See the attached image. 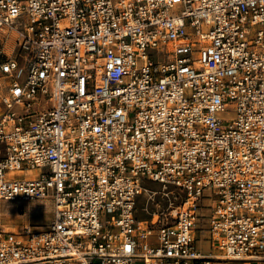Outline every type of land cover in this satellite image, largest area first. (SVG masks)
<instances>
[{"label": "built area", "instance_id": "obj_1", "mask_svg": "<svg viewBox=\"0 0 264 264\" xmlns=\"http://www.w3.org/2000/svg\"><path fill=\"white\" fill-rule=\"evenodd\" d=\"M43 200L0 264H264V0H0V203Z\"/></svg>", "mask_w": 264, "mask_h": 264}, {"label": "rangeland", "instance_id": "obj_2", "mask_svg": "<svg viewBox=\"0 0 264 264\" xmlns=\"http://www.w3.org/2000/svg\"><path fill=\"white\" fill-rule=\"evenodd\" d=\"M224 120L233 116V107H229ZM17 175H21L17 174ZM144 190L137 197L135 217L138 221H147L153 225L154 220L164 225L173 224L179 208L185 201L184 193L175 187H163L157 183L145 181ZM205 208L201 211L200 224L206 223L207 206L209 200H204ZM53 203L50 200L35 202H1L0 203V228L8 232H16L22 227L37 228L47 225L52 220ZM155 218V219H154ZM208 251L219 254L215 248ZM215 264H227L216 262ZM258 264V263H250Z\"/></svg>", "mask_w": 264, "mask_h": 264}, {"label": "crops", "instance_id": "obj_3", "mask_svg": "<svg viewBox=\"0 0 264 264\" xmlns=\"http://www.w3.org/2000/svg\"><path fill=\"white\" fill-rule=\"evenodd\" d=\"M208 230L209 228L207 225V220L206 223L203 225L202 223L200 224L199 221L195 235H196L197 250L202 256H208L209 254H212V252L208 251L209 246H211L210 235ZM215 263L216 262H213L211 264H215Z\"/></svg>", "mask_w": 264, "mask_h": 264}, {"label": "bare ground", "instance_id": "obj_4", "mask_svg": "<svg viewBox=\"0 0 264 264\" xmlns=\"http://www.w3.org/2000/svg\"><path fill=\"white\" fill-rule=\"evenodd\" d=\"M15 175H17V174H20V173H14Z\"/></svg>", "mask_w": 264, "mask_h": 264}]
</instances>
